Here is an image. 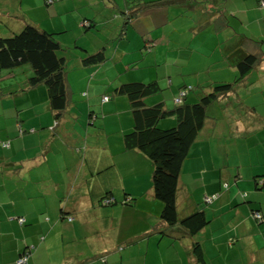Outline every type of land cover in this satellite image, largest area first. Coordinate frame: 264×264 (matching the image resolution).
I'll use <instances>...</instances> for the list:
<instances>
[{"label":"crops","instance_id":"crops-1","mask_svg":"<svg viewBox=\"0 0 264 264\" xmlns=\"http://www.w3.org/2000/svg\"><path fill=\"white\" fill-rule=\"evenodd\" d=\"M25 1L17 5L14 0L10 9L18 12ZM71 1L76 8L73 33H96L101 39L96 49H90L89 43L82 45L80 56L104 45L106 58L96 64L80 63L77 76L69 83L71 101L59 118L52 115L47 93L41 98L46 109L34 112L38 118L25 117L17 109L18 118H0L5 121L0 129L6 133L0 136L10 140L9 146H0V241L5 236L12 241L10 254L0 256V264H19V253L29 247L24 264H117L116 250L120 264H146L149 253L161 258L159 247L167 242L184 249L179 257L189 264L194 240L200 242L205 256L206 238L216 248L228 243L233 249L234 241L242 236L258 233L264 237V182L257 186L255 181L264 179V142H252L249 161H241L232 139L233 125L226 126L234 118H225L223 123L222 118L209 115L181 165V170L196 169L206 179L198 192L208 203L202 208L209 221L200 229L201 239L192 238L181 223L161 232L162 202L151 193V160L141 150L125 146L124 134L133 126L131 104L126 95L113 93L121 82L156 80L163 87L157 91L162 96L150 103L145 98L146 103L162 100L171 107L174 103L167 105V99L175 98L185 84L190 87L188 99L210 81L232 79L236 69L228 60L235 57L237 39L243 34L260 39L259 47L264 49V7L258 0H208L227 16L228 25L218 30L207 20L211 13L202 8L194 11L188 3L150 7L132 18L124 33H119V24L117 31L103 38L98 23L110 19L106 7L117 9V3L121 8L123 0ZM67 4L61 0L52 7H60L59 12ZM79 6H89L93 13H82ZM4 8L9 9L7 3ZM83 18H92L89 28L80 27ZM46 28L59 33L70 25ZM261 63L264 67V55ZM14 69H7V75L0 72L1 90L22 88L16 77L21 69ZM42 87L24 88L33 109L40 102L35 98L37 90L46 92ZM105 94L107 100L102 99ZM175 123L171 115L159 125ZM181 170L176 200L183 217L201 207L189 177ZM214 192L217 196L205 201L204 196ZM106 194L113 198L110 204L101 202ZM254 210L262 219L255 217ZM243 244L251 250L249 264H264V242L257 249L255 242ZM165 251L169 262L164 264H179V259L172 261L171 251Z\"/></svg>","mask_w":264,"mask_h":264},{"label":"trees","instance_id":"trees-1","mask_svg":"<svg viewBox=\"0 0 264 264\" xmlns=\"http://www.w3.org/2000/svg\"><path fill=\"white\" fill-rule=\"evenodd\" d=\"M13 1L11 3L14 5ZM45 2L50 1L45 0ZM6 3L10 6L9 9L0 11V13L6 12L3 15L21 16L20 11L10 9L13 5L9 0ZM182 3H188L190 9L194 11L198 12L202 8L205 13H211L212 17L208 15L207 20H210L209 22L213 23L217 30L228 25L225 12L213 1L123 0V6L119 8L123 18L119 33H124L132 18L144 9ZM16 4L19 5V0H16ZM258 4L264 7L259 0ZM114 5L118 8L117 4ZM80 23L89 28L92 25V18H83ZM57 33L30 19L24 21L19 29H10L8 33L0 34V70L20 67L19 73L26 74L25 78H19L23 88L44 84L48 104L54 118H59L64 112L72 95V89L67 80V56L63 52L67 47L57 38ZM258 42L260 39L244 34L237 39L238 48L235 50V57L230 56L231 59L228 60L237 71L235 76L230 80H213L202 85L196 100L187 99L186 94L189 88L181 95L179 101H174L171 107L166 106L162 100L147 104L145 98L148 95L163 89L156 80H129L121 82L113 89V93L126 95L131 104L133 126L124 134L125 146L141 150L151 160V193L162 202L159 220L163 222L164 228L160 230L161 232H165L167 226L181 223L193 234L209 221L203 208L186 216H179L176 196L181 165L191 143L196 139L207 119V107L216 99L230 94L237 85L247 83L251 71L261 61L264 49L259 47ZM105 58L103 45L95 51L82 55L80 63L96 64ZM188 85L185 84L179 89ZM13 91L0 89V96L4 97L8 92ZM171 115L176 118L175 124L166 127L159 125L161 119ZM0 143L7 147L10 145V140L0 138ZM255 181L259 186L258 184L263 183L264 179L260 181L258 179L257 182L255 178ZM112 201L113 198L107 194L101 198L103 204H110ZM261 217L256 218L262 219ZM71 218L72 216H69V219ZM29 250L30 247L23 249L19 255L29 253ZM191 250L193 261L189 264H206L204 251L198 240L192 242ZM101 260L105 261V257L101 256Z\"/></svg>","mask_w":264,"mask_h":264},{"label":"rangeland","instance_id":"rangeland-1","mask_svg":"<svg viewBox=\"0 0 264 264\" xmlns=\"http://www.w3.org/2000/svg\"><path fill=\"white\" fill-rule=\"evenodd\" d=\"M58 1L61 0H50L49 3L45 2V0H27L23 2L22 6H20L19 11L21 13V16H16L13 14L3 15L6 12L0 13V34H6L10 31V29H19L23 25L24 21H29L30 19H33L35 22H38L39 25L45 28L50 26V28L55 29L54 27L59 26L60 24H62L64 28L70 25L69 29L57 33L56 36L62 41V44L67 47L63 50V52L67 56V80L72 84L73 76L76 77L77 71L81 68L80 54L83 52L81 46L85 44L88 46L89 43V46L91 47L90 49H96L95 46L101 41V39L96 37V33H93L96 32L95 30L90 31L93 34L87 33V35L85 36L78 34V36H76L77 34L73 33V30L75 28L73 29L72 21L73 17H75L76 10V8H74V4L71 0H66L68 4L65 5V8H62L61 11L58 12V9H60V7H57V9L52 7ZM5 3L6 0H0V11H5ZM79 10L82 13L92 11L91 7L89 6H79ZM106 10H108L110 19L106 23V20L102 23H98V25H101L98 28L99 32L103 35V38L111 31H117L119 24H121L122 22L119 8L115 9L114 7L109 6L106 7ZM91 13L89 14V16L91 15ZM116 13H118V17L116 16ZM55 21H58V24H56ZM80 27L82 28L84 26L80 25ZM78 28L79 27H76V29ZM221 56L223 57V52ZM261 64L262 63L260 61L253 68V71H251V74L247 78V83L237 85L235 89L231 90L230 94L216 99L207 107V118H210L209 115H213L214 118H222L221 121L223 123L226 120L225 118H234V122L230 120V123H228L226 121V126L233 125L235 138L232 139L235 143V150L237 151L236 154L238 155V158L241 159V161H249L251 157L249 154V148L252 146V142L257 140H260V143L264 142V67H262ZM109 65L112 69V65ZM18 69H20V67H17L16 69H14V71L17 72ZM0 72H4L5 75L8 74L7 69H2L0 70ZM123 72H126V70H124ZM236 73L237 71H235V74ZM25 76L26 74L22 75V73H18L16 75L18 80L19 78H25ZM6 78L10 81L13 80L12 76ZM4 83L10 84L11 82ZM40 86H43L42 88H44V91H46V87L44 84H40ZM199 91L200 90H194V92H192L188 96V99L196 100ZM33 92L36 91L33 90ZM179 92L180 89H178L177 94ZM45 93L46 92H43L41 88L37 90L35 98H37L36 100L40 102L35 105L38 106L35 109H33L34 107L31 106V104L33 103L32 98L27 95V92H25V89L23 87L21 89H15L13 92H8L4 97L0 96V118H17L16 109L21 113V115L25 117L29 116L30 118H38L34 112L40 110L43 111V109H46L44 108L47 106L46 103H43L41 101V98L45 97ZM74 93H76V95H80L81 92H76V90H74ZM161 96V92L150 94L146 97V101L150 103L159 99V97ZM173 103L174 97L171 96L169 99H167V105L170 106ZM130 113L131 111H129V115ZM237 120H240L241 123H238ZM4 122V119H0V124H3ZM0 134L6 135L5 130L0 129ZM0 138H3V136H0ZM0 146L4 147L1 143ZM254 151L255 150L253 148V154ZM181 173L189 177L190 186L195 191L198 207H205L208 203L203 201V194L202 196H199L198 191L203 188L204 181H206V179H203L201 173H199L196 169L191 170L184 167L182 168ZM178 204L179 207L183 205V203H181L180 201L178 202ZM207 218L209 219L210 217ZM201 232L202 231L200 230L196 231L191 235L192 238L201 239ZM6 237L7 236L3 237V240L0 241V256H2L4 253H7L6 255L10 254V242L12 243V241L6 240ZM252 238H254L255 241ZM247 241L251 243L255 242V246H253V248L257 249V246L261 243V241L264 242V237L262 236V234L258 233L242 236L240 237L239 242L235 243L234 241L233 249H231V246H229L228 243L221 244L218 248H216V243H214L212 239L206 238L204 243L205 247H207L205 252L206 264H249V261H252L250 257L251 250L243 246V243ZM165 249L173 253L172 261L179 259V264H187V260L182 263L179 257L180 253H184V249L178 247L175 243H169L168 245V242L167 244L164 243L159 247V250H161L162 254L161 258H153L152 254L149 253L147 256V261L145 263L164 264L166 262H169L166 259L167 254ZM115 254L117 257L116 262L117 264H120V257L117 250ZM110 260L111 258L108 261Z\"/></svg>","mask_w":264,"mask_h":264},{"label":"built area","instance_id":"built-area-1","mask_svg":"<svg viewBox=\"0 0 264 264\" xmlns=\"http://www.w3.org/2000/svg\"><path fill=\"white\" fill-rule=\"evenodd\" d=\"M49 1H50V0H49ZM259 1H260V4H261V5H264V0H259ZM189 88H190L189 85H188L187 87L182 88V89L180 90L179 94L175 96L174 101H179L181 95H183V94H184ZM107 98H108V96H106V95L103 96V99H107ZM217 193H218V192H214V193H212V194H206V195L204 196L205 201H211L213 198H215V197L217 196ZM106 200H107V199H106ZM106 200H105V201H106ZM253 214H254L256 217H259V218L261 217V213L258 212V211H255ZM19 220H23V217H20ZM27 258H28V253H23V254H21V255L18 256V258H17L16 261H17V263H19V264H24V263L27 261Z\"/></svg>","mask_w":264,"mask_h":264},{"label":"clouds","instance_id":"clouds-1","mask_svg":"<svg viewBox=\"0 0 264 264\" xmlns=\"http://www.w3.org/2000/svg\"><path fill=\"white\" fill-rule=\"evenodd\" d=\"M105 95L108 96V98H109V95H107V94H105ZM103 96H104V95H103ZM103 96H102V99H103ZM108 98H107V99H108ZM107 99H103V100H107Z\"/></svg>","mask_w":264,"mask_h":264}]
</instances>
